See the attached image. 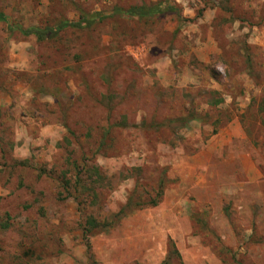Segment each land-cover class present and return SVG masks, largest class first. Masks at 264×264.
Returning a JSON list of instances; mask_svg holds the SVG:
<instances>
[{
	"label": "rangeland",
	"instance_id": "1",
	"mask_svg": "<svg viewBox=\"0 0 264 264\" xmlns=\"http://www.w3.org/2000/svg\"><path fill=\"white\" fill-rule=\"evenodd\" d=\"M161 1L0 0V264H264V0Z\"/></svg>",
	"mask_w": 264,
	"mask_h": 264
},
{
	"label": "trees",
	"instance_id": "2",
	"mask_svg": "<svg viewBox=\"0 0 264 264\" xmlns=\"http://www.w3.org/2000/svg\"><path fill=\"white\" fill-rule=\"evenodd\" d=\"M176 10V5L174 3H169L168 0L153 3V4H147V5H142V6H135L130 8L129 14L131 16L133 15H138V16H153V15H158V16H163L167 13L174 12ZM180 15V14H179ZM179 19H183V16H179ZM0 20L1 21H6L8 22V16L0 13ZM75 24L74 22H64L62 25H60V28H63L68 25ZM54 28H41L37 26H31L27 28H23L22 31L26 35H35L37 39L43 40L46 38H49L51 34L54 33ZM59 30V29H58ZM86 245L87 249L90 251V242L89 239L86 237Z\"/></svg>",
	"mask_w": 264,
	"mask_h": 264
},
{
	"label": "crops",
	"instance_id": "3",
	"mask_svg": "<svg viewBox=\"0 0 264 264\" xmlns=\"http://www.w3.org/2000/svg\"><path fill=\"white\" fill-rule=\"evenodd\" d=\"M242 173L245 174L249 180L257 179L262 176V172L259 171L257 165L253 162L243 161L239 162Z\"/></svg>",
	"mask_w": 264,
	"mask_h": 264
}]
</instances>
